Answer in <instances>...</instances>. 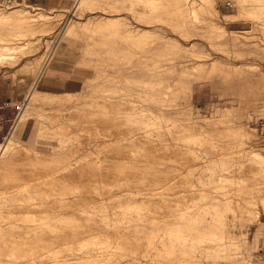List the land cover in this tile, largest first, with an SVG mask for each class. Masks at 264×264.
Instances as JSON below:
<instances>
[{"label":"bare ground","instance_id":"6f19581e","mask_svg":"<svg viewBox=\"0 0 264 264\" xmlns=\"http://www.w3.org/2000/svg\"><path fill=\"white\" fill-rule=\"evenodd\" d=\"M136 1L143 3L145 8L143 11H137L132 0H128V6H125L126 0H114L112 5L116 7L115 11L121 10L125 6L124 9L127 8L128 12H131V15H136L137 19H145V23H155L157 20L162 22L164 15L166 18V15H171L177 19L179 24L185 26L187 24L191 26L199 16L207 21V17L217 12L215 0H170L175 3L172 4L173 8H170L169 4L163 3V0ZM196 1L199 2L198 5ZM233 1L236 7L235 15L225 14V22L237 21L236 16L248 17L255 14L258 15L256 16L258 18L264 17V0ZM17 3L20 5L22 2H14L8 7H13L15 4L16 7L8 10L0 7V65L10 61L12 55L24 44L35 41V36L51 31L57 26L60 18V11L55 12L54 15L44 11L32 12L26 8L27 6H17ZM94 4H96V0H75L73 7L75 9L87 5L93 7ZM108 6L107 8H109ZM125 17L121 13L113 15L100 13L96 16H89L85 20L71 19L69 22L67 21L61 35L64 41H68L70 36L84 35L90 25H94L98 29L120 27L119 33L112 30H108L109 33L108 31L101 33L104 39L100 41L94 40L91 36L93 40L91 43L97 47L93 50L92 46L94 45L91 44L89 47L90 42L86 43L88 47L82 50L86 51V55H88L87 53L92 50L93 52L106 51L107 48L103 47L109 44L108 36L111 39L113 36L123 35L126 37V41L133 37L144 41L146 37L158 32L156 29L159 27L156 24H154V28L129 25ZM207 25L218 35L227 32L223 25L214 24L211 20L207 21ZM212 30L211 32H213ZM230 33L235 32L231 31ZM91 38H89L90 41ZM113 40L111 50H117L121 58H126V54L130 55L136 51V47L132 51L129 45L123 47L115 38ZM171 45L179 48V44L172 39ZM58 53L60 54L62 51L60 50ZM51 54L48 55V59L46 58L47 62L40 69L38 78H35L36 82L34 81L26 95L24 107L18 113L10 133L5 137V142L0 143V264H250L249 259L245 256H241V260L237 261L231 252L229 253L230 247L240 249L245 240L242 239L243 243L241 238H239L240 241H235L232 234L227 231V225L230 220L229 213L234 215L237 209L241 214L243 213L240 214L241 216H244L242 211H245L247 213L245 214L251 219H257L259 212L258 208L254 206L256 201L253 200V195L247 191L246 187L251 188L258 185L256 188L259 195L258 200L261 201L259 204H263L261 206L264 207V155L256 149H252L253 146L260 145L258 144L259 139L256 138L253 131L255 129L248 128L245 126L246 124L235 126L232 129L234 133H231L235 139L233 142L220 139L214 133L193 137L194 140L197 139L201 142L199 144H208L212 151L202 168H199L200 171L196 172L197 184L193 182L195 180L193 179L194 173L179 174L177 168L163 167L161 170L165 171V176L162 175V177L164 176L163 183L167 187L164 192L158 193L155 189L160 184L153 183V180L157 178L153 177L152 183L148 181V175L151 174L148 165L143 167L133 165L129 168L122 166L119 172L115 173L113 184H111L119 190H110L107 193L108 202H104L102 199L98 200L94 197L100 195L99 180L96 178V174L90 175L89 172H93L106 161L99 160L97 154L78 151L74 160H69L71 155L69 151L72 148L77 150L82 144L81 133L86 135L94 131L98 132L96 127L89 126L93 119L89 118L91 120L89 122L88 118H82L78 128H72L71 122L61 121L59 116L53 117L58 121L55 128H52L53 134L60 137L58 135L60 129H63L62 131L66 134L64 141H59L60 150L53 153L46 154L35 151L13 138L16 128L25 114V109L30 106L37 108L41 103L42 105L51 104L55 95L59 93L45 91V89L39 92L35 89L38 79L42 77V74L45 73L44 70L48 67ZM97 54L99 55V53ZM218 67L219 62L211 63V69ZM149 92L151 93V91ZM69 93H62L61 96H70ZM146 93L145 95H148V92ZM153 97L152 101L156 98ZM102 102L104 104L105 101ZM99 103L101 102L91 106H99ZM159 103L162 105L161 98ZM160 110H162L161 106ZM92 113L94 112H86L85 115L87 114L86 116L89 117ZM103 114L107 115L108 113ZM55 119L54 121L57 122ZM211 119L188 117L186 123L178 122V124H181V127L179 126L181 131L193 132L204 128ZM92 123L95 125L96 122ZM148 124L151 126L150 122ZM45 128L47 129L48 126ZM45 128H38L36 125L37 139L38 134L40 136L47 133ZM172 129L174 128L172 127ZM191 135L193 136V134ZM97 137H99L98 134ZM188 137L190 138V133ZM66 141H71L72 146L70 143V145L65 143ZM234 142H237L236 146L233 144ZM100 145L101 143H96V147ZM243 148L248 156L247 159L257 164L254 174L258 173L261 177L263 176L262 180L261 177L257 178L258 176L251 173L252 176L245 179L241 171L242 174L238 172L237 176L229 169L228 162L232 159L227 162L228 158L226 157L235 158L240 155L242 157L243 154L240 151ZM178 174L187 178L188 189L175 188L173 180ZM86 179L92 182L86 184ZM166 182L168 183L165 184ZM213 187L215 189L211 192H214V195L211 196L209 188ZM83 188L87 190L83 191ZM206 189L210 192L209 194ZM157 194L162 196L160 201L152 199V196ZM204 197L210 198L211 201L205 202ZM245 201L250 203V206ZM87 205L91 206L90 209L86 207ZM109 212L112 216L107 214ZM156 214H160V216ZM236 215L238 217L239 214ZM151 249L153 253L156 252L154 258H151L152 260L149 259Z\"/></svg>","mask_w":264,"mask_h":264},{"label":"rangeland","instance_id":"374dc122","mask_svg":"<svg viewBox=\"0 0 264 264\" xmlns=\"http://www.w3.org/2000/svg\"><path fill=\"white\" fill-rule=\"evenodd\" d=\"M112 1L114 0H96L93 7L92 5L83 7L85 10L83 8L75 9L73 7L75 0H70L68 4L58 8L41 7L32 4L28 0L16 1L22 2L20 5L27 6L26 8L32 12L44 11L54 15L60 11V18L57 26L51 31L39 35L36 33L38 36H35V41L24 44L12 55L10 61L0 65V87H3L2 90L5 95L13 98V118L16 119L18 113L22 111L26 102V95H28L34 81L36 82L38 73L47 62V57L50 56L52 50H54V53L51 54L47 66L62 67L70 73L66 86L55 95V102L53 100L51 104L46 105L41 103V107L30 106L24 110L25 114L20 120L21 124L19 123L17 127L33 124L30 135L32 143L22 142L21 140H18V142L35 151L46 154L53 153L60 150L59 141H64L66 137V134L62 131L63 129L58 130L60 137L53 134V129L58 123L53 117L59 116V118L61 117L59 120L71 122L72 128H78L79 121L82 118H88L89 122L93 119L89 126L91 125V128L96 127L98 132L94 131L86 135L81 133L82 144L79 145L77 150L72 148L69 151L71 154L69 160L73 161L78 151L92 153L93 155L97 154L99 160L106 161L93 172H89L90 175L96 174V178L99 180L100 195L94 198L108 202L109 196L107 193L110 190H119L111 184H113L115 173L119 172L122 166H128L126 168H129L133 165L139 167L148 165L151 173L148 175L149 178L147 177L148 181L152 183V180L157 178L153 180V183L160 184L155 189L158 193L164 192L167 187L163 183L165 176V171H161L163 167L177 168L179 174L192 172L194 173L193 179H195L193 182L197 184L196 172L200 171L199 168H202L206 159L211 156L212 151L208 144H206L207 146L199 144L201 142L197 139L194 140L193 137H202L214 133L220 139L233 142L235 139L231 133H234L232 129L235 126L246 124L245 126L248 128H255L250 121L264 114V17L260 16L261 18H258L256 17L258 15L255 14V16L250 15L248 17L236 16L237 21L225 22V14L235 15V3L233 0H215L217 12L207 17V21L211 20L212 23L223 25L226 28L227 32L225 34L218 35L214 32L215 30L213 31L211 27H208L207 21L201 16L195 19L196 21L191 26L179 24L177 19L171 17V15H166L167 18L164 15L162 22L157 20L155 23H145V19H137L136 15H131L127 8L124 9L129 4L128 0H126L123 9L116 11ZM132 1L137 11L145 9L143 3L136 0ZM163 3L169 4L170 8L174 7L172 5L173 1L163 0ZM198 3L196 1L197 5ZM20 5L17 3V6ZM8 6L10 5L0 3V7L6 10L16 7V4L10 8ZM100 13L102 15L121 13L126 16L125 19L129 25L154 28L153 26L156 24L159 29L157 28L156 31L158 32L146 37L144 41L133 37L129 38L128 42L123 35L113 36L111 37L112 41H110L111 39L108 36L109 44L108 46L107 44L104 45L103 48H107L109 51L101 50L103 55L98 51L93 52L97 46L91 43L92 38L96 41L103 40L104 37L101 36V33L108 30L118 32L120 27L98 29L94 25H90L89 30L86 32L87 35L85 33L84 35H76L77 37L75 35L70 36L68 41H64L61 34H63V29H65V25L69 20H85L89 16H96ZM168 16L170 17L168 18ZM231 31L235 33H230ZM92 32L94 33L92 34ZM89 38H91V41ZM113 38L117 42L119 41L123 47L129 45L132 51L136 47V51L130 55L123 52L127 57L121 58L117 50H111ZM171 39L179 44V48L171 45ZM89 42V47L93 44L92 48H94L93 50L91 48L92 52L90 51L86 55V51L82 49H86ZM137 49L139 52H137ZM60 50L62 53L59 54ZM96 53H99V55H96ZM213 61L219 62L218 68L211 69ZM31 67L33 68L31 69ZM38 88L39 86L35 87L36 91L41 92L44 90L41 87ZM45 91L47 90L45 89ZM65 92H70L71 95H68L69 97L61 96ZM146 92H148V95H145ZM151 94L152 97L154 96L153 98L159 95L156 97L157 99L155 98L156 101L154 99L152 101ZM160 98L162 105L159 103ZM103 100L105 101L104 104H102ZM98 102H101L99 106H91L98 105ZM160 106L162 110H160ZM76 109L79 111H75ZM86 112L94 113L88 117L87 114L85 115ZM105 112L108 114H103ZM188 117L212 119L202 129L193 132L181 131L179 128L181 124L179 125L178 122L184 124ZM96 120L100 121L97 122ZM93 121L97 123L98 127L96 123L92 125ZM149 122L151 126H149ZM157 122L158 124H156ZM36 125L38 128L47 126L49 128H45L47 133L42 134L43 136L38 134V139L36 138ZM172 127L174 129L171 130ZM170 130L171 132H169ZM253 131L256 138L259 139L258 144L260 145L253 146L252 149H256L264 155V134L256 129ZM15 133L13 138H15ZM189 133L191 139L188 137ZM97 134L99 137H97ZM184 135L188 138L186 139ZM5 140L4 138L0 143H4ZM97 142L101 143L99 147H96ZM65 143H70L71 145H69L72 146L71 141ZM233 144L236 146L237 142ZM244 149L240 151L243 154L242 157L240 155L235 158L230 156L226 158H228L227 162L232 159L228 162L229 169L235 172L237 176L242 172V176L248 179L256 172L257 164L247 159L248 156L246 151H243ZM179 174L173 180L175 188L188 189L189 181ZM254 175L258 176L257 178L261 177L258 173ZM262 178L263 176L260 179L262 180ZM85 181L86 184L92 182L89 179ZM257 186L246 187L247 191L253 195V200L256 201L254 206L258 208L259 212L257 219H251L245 211H242L244 216H241L243 213L241 214L237 209L234 215L229 213L230 220L227 225V231L232 234L235 241H240L239 238H241V242L242 239L245 240L240 249L230 247L229 253L231 252V255L237 261L241 260V256H245L249 259L250 264H264V207L261 206L263 204H259L261 201L258 200ZM213 189L215 188H209V191L211 192ZM210 195H214V192H211ZM137 196L139 197L140 194ZM152 199L160 201L162 196L157 194L152 196ZM209 199L207 197L203 198L205 202L211 201ZM247 204L250 206V203ZM86 207L90 209L91 206L87 205ZM107 214L112 216L111 212ZM236 214L241 215L237 217ZM157 216H160V214ZM154 253L156 252L154 251ZM154 253L151 249L150 260L154 258Z\"/></svg>","mask_w":264,"mask_h":264},{"label":"crops","instance_id":"0c3cea01","mask_svg":"<svg viewBox=\"0 0 264 264\" xmlns=\"http://www.w3.org/2000/svg\"><path fill=\"white\" fill-rule=\"evenodd\" d=\"M34 5H39L46 8H58L69 3L70 0H28ZM41 79H38L40 83L37 86L42 89H46L51 92H59L63 89L67 81L70 78V73L67 69L56 66H48L44 70ZM0 87V142L10 133L15 118L14 107L12 106V96L5 95V92ZM31 126L17 127L15 138L22 142L32 143L30 140Z\"/></svg>","mask_w":264,"mask_h":264},{"label":"built area","instance_id":"2783aa9c","mask_svg":"<svg viewBox=\"0 0 264 264\" xmlns=\"http://www.w3.org/2000/svg\"><path fill=\"white\" fill-rule=\"evenodd\" d=\"M16 1L18 0H0V3L12 5ZM250 123L255 126V128L253 127L254 129L258 130L261 134H264V114L258 118H255L254 120H251Z\"/></svg>","mask_w":264,"mask_h":264}]
</instances>
